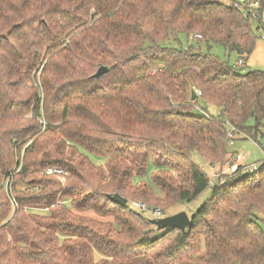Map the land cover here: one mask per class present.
I'll use <instances>...</instances> for the list:
<instances>
[{
	"label": "trees",
	"instance_id": "1",
	"mask_svg": "<svg viewBox=\"0 0 264 264\" xmlns=\"http://www.w3.org/2000/svg\"><path fill=\"white\" fill-rule=\"evenodd\" d=\"M257 14L235 0H0V264H264V162L217 187L195 161L223 163L231 128L264 136V73L236 66L255 51L264 0ZM152 167L156 190L135 182ZM210 189L185 231L130 207L192 204Z\"/></svg>",
	"mask_w": 264,
	"mask_h": 264
},
{
	"label": "rangeland",
	"instance_id": "2",
	"mask_svg": "<svg viewBox=\"0 0 264 264\" xmlns=\"http://www.w3.org/2000/svg\"><path fill=\"white\" fill-rule=\"evenodd\" d=\"M231 1V0H229ZM227 2V0H225ZM253 30L254 33L256 34L258 41L256 44V48L254 53L249 57V59L244 62L243 68H240V65L238 67L240 68L239 70L241 71L242 74H247L249 72H255V73H264V40L260 38L261 33L258 32L257 26L254 23L253 24ZM214 56L220 57L221 59H227L231 65H235L237 62L238 58L236 54H230L228 51L223 49L220 46H214V48L210 51ZM237 64V63H236ZM207 108V109H204ZM196 111L201 113L202 115L206 116H220L221 115V110L213 107V106H207L204 103L200 102L198 106L196 107ZM264 133V130H263ZM228 155L223 163H217L216 165L212 166L209 165V163L203 161L199 157H195L196 163L200 166V168L208 173L212 180V185H216L217 187H222L224 184L229 183L233 179L239 177L241 174L245 175L246 173H252L248 172L246 170V167H253V166H259L264 162V136H260L257 140L252 139L251 137H247L242 134L236 133L233 140L231 143L228 145ZM157 152L154 153V158H157ZM238 155H241L245 161L244 163L240 164L237 162L236 158ZM90 160L96 164V165H103L105 162L98 158L97 156L94 155H89L88 156ZM155 160V159H154ZM241 167L242 171L238 175L236 172H238V168ZM170 168V165H169ZM168 168V169H169ZM14 170V169H13ZM159 172V171H158ZM157 170L152 167L149 172L145 174V176L141 177H136L135 182H147L149 184H152V187L154 190H156V186L153 185L151 181V176L152 174L157 175L158 174ZM172 176L176 177V172L172 171ZM61 184L64 186L65 185V180L60 179ZM214 186H211L214 188ZM157 192V196L163 197L161 193ZM212 195V190H208L206 193H204L198 200H196L192 204H182V203H172L167 206H156V204H149L146 203L148 206L152 208H157L164 210L166 213H164L162 218L168 217V215L172 216L175 214H178L180 212H186L189 217L192 216L193 213H195ZM62 198L61 200L58 201V204H63V206L74 210L72 207V199H68L65 197H60ZM132 200H135L133 197L131 198ZM38 213L41 215H46L48 211H44L45 208H37ZM32 212V211H28ZM75 213L88 217V218H93L101 222H110L114 223V218L112 216L108 217H101L98 216L93 210L87 209L86 211H76L74 210ZM167 215V216H166ZM149 220H157V219H151ZM157 228V227H156ZM104 258V256L98 252H95V261H98L99 259Z\"/></svg>",
	"mask_w": 264,
	"mask_h": 264
},
{
	"label": "built area",
	"instance_id": "3",
	"mask_svg": "<svg viewBox=\"0 0 264 264\" xmlns=\"http://www.w3.org/2000/svg\"><path fill=\"white\" fill-rule=\"evenodd\" d=\"M236 1V7L245 10L246 15H250L253 18H255L256 20L259 19V16L257 14V10L261 7V0H235ZM264 15V14H263ZM261 18V17H260ZM257 30L259 33H261L260 38L262 40H264V20H262L261 22L258 23V27ZM244 61H238L236 66L238 67V65H240V68H243V64ZM198 96H201V92L196 91ZM41 123L43 125H45L44 121H41ZM236 130L235 128H231L230 132H229V136L231 138H234L235 134H236ZM238 163H244V158L241 155H238L236 158ZM246 167V170L248 172H254L258 169L257 166H253V167ZM45 173L49 176H57L59 177L61 180L64 179V177L67 176V172L60 167H51L45 170ZM13 176L14 174L10 175L8 178H6L4 180V190L12 204V211L13 214L15 211H17L19 209V204L15 198L14 195V190H13ZM130 207L133 211L139 212L140 214H142L144 217L146 218H151V219H159L162 218L164 213L157 208H152L149 207L146 204L140 203V202H131L130 203ZM26 211H32V212H39L37 208H27ZM44 211H48V209H44Z\"/></svg>",
	"mask_w": 264,
	"mask_h": 264
},
{
	"label": "water",
	"instance_id": "4",
	"mask_svg": "<svg viewBox=\"0 0 264 264\" xmlns=\"http://www.w3.org/2000/svg\"><path fill=\"white\" fill-rule=\"evenodd\" d=\"M108 69L100 68L96 73L95 77L98 78L104 74ZM196 93H192V100L195 101ZM108 198L114 204H118L122 207L127 206L128 200L119 194L108 195ZM150 222L158 229H179L185 231L191 225V218L186 212H180L178 214L165 217L163 219L150 220Z\"/></svg>",
	"mask_w": 264,
	"mask_h": 264
},
{
	"label": "crops",
	"instance_id": "5",
	"mask_svg": "<svg viewBox=\"0 0 264 264\" xmlns=\"http://www.w3.org/2000/svg\"><path fill=\"white\" fill-rule=\"evenodd\" d=\"M245 160V159H244Z\"/></svg>",
	"mask_w": 264,
	"mask_h": 264
}]
</instances>
